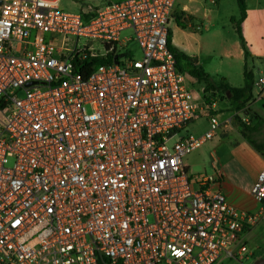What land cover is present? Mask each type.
<instances>
[{"label": "built area", "instance_id": "obj_1", "mask_svg": "<svg viewBox=\"0 0 264 264\" xmlns=\"http://www.w3.org/2000/svg\"><path fill=\"white\" fill-rule=\"evenodd\" d=\"M177 1L72 13L59 0H0V264L243 259L261 213L230 205L220 172L193 176L186 160L219 133L221 95L195 91L177 67ZM92 58L104 62L75 71ZM203 117L208 130L189 133ZM251 193L264 203V167Z\"/></svg>", "mask_w": 264, "mask_h": 264}, {"label": "crops", "instance_id": "obj_2", "mask_svg": "<svg viewBox=\"0 0 264 264\" xmlns=\"http://www.w3.org/2000/svg\"><path fill=\"white\" fill-rule=\"evenodd\" d=\"M246 6L241 27L250 52L248 64L253 71L254 87L251 113L242 118L257 127L253 139L264 144V89L259 92L256 87L259 79L264 78V0H246ZM179 13L193 17L194 21L190 29L178 27L174 20L171 22L173 44L194 57L193 62L215 81L225 79L233 87H242L246 58L236 25L231 21L232 17H240L237 0H178L175 15ZM215 102L217 107L219 100ZM233 116L219 113L222 125L216 141H209L210 174L220 172L221 180L215 188L227 197L230 205L241 211L261 213L243 235L246 251L239 260L240 264H254L264 256V203H257L251 190L264 167V150L260 152L251 145L238 124L232 125ZM204 120L209 128L208 119Z\"/></svg>", "mask_w": 264, "mask_h": 264}, {"label": "trees", "instance_id": "obj_3", "mask_svg": "<svg viewBox=\"0 0 264 264\" xmlns=\"http://www.w3.org/2000/svg\"><path fill=\"white\" fill-rule=\"evenodd\" d=\"M237 2L240 9V17H232L231 21L236 25L241 45L245 52L246 64L244 69V85L242 87H233L225 79L215 81L203 67L198 66L193 62L195 60L194 57L188 55L186 52L173 44V34L170 29L168 39L170 49L176 59L177 67L184 72L186 76H189V80H192L190 78H193L200 84H203L207 93L218 92L222 99H227L230 102L232 111L237 114L247 116L251 113L250 104L253 100L254 75L250 65L248 64L250 52L243 37L241 27V24L246 17V0H237ZM174 21L178 27L182 29H190L192 28L194 18L186 15L185 13H179L175 15ZM103 62L104 60L100 58L87 59L83 62H76L74 68L77 73L81 74L83 77H87L95 68L103 64ZM207 101L210 102L209 99H207ZM236 118L242 135L258 151L262 152L264 150V144H260L253 139V133L256 131L257 127L251 126L247 121L239 116Z\"/></svg>", "mask_w": 264, "mask_h": 264}, {"label": "rangeland", "instance_id": "obj_4", "mask_svg": "<svg viewBox=\"0 0 264 264\" xmlns=\"http://www.w3.org/2000/svg\"><path fill=\"white\" fill-rule=\"evenodd\" d=\"M102 4L101 0H79V1H74V0H61L60 1V7L67 11V12H72V13H84L87 11H95L98 9V7ZM171 24V23H170ZM130 37L132 36V31L127 30L122 33V38L124 37ZM131 48H133L136 51V57H140V52L138 51V47L135 42H132L130 44ZM189 78V76H187ZM192 82V89L197 91L199 85L196 82L195 79L190 78ZM218 101V100H217ZM215 112L219 113H225L226 115H234L233 120H232V125L237 126L238 121H237V116L243 117V114H237L236 112L232 111L231 109V104L227 99H220L218 106L214 109ZM202 118L200 121H198L196 124H193L188 128V132L192 134H202L203 132L206 131L208 128V124L206 121ZM208 130V129H207ZM200 133V134H199ZM213 141H216V138H213ZM211 146V142L207 143L206 145L202 146V148L196 150L195 152L189 154L187 157V162L189 165V171L193 176H197L199 174H210L211 170V159L209 157V151ZM210 149V150H209ZM241 262L237 258H231L225 260L222 264H240Z\"/></svg>", "mask_w": 264, "mask_h": 264}, {"label": "water", "instance_id": "obj_5", "mask_svg": "<svg viewBox=\"0 0 264 264\" xmlns=\"http://www.w3.org/2000/svg\"><path fill=\"white\" fill-rule=\"evenodd\" d=\"M254 264H264V256L254 262Z\"/></svg>", "mask_w": 264, "mask_h": 264}]
</instances>
